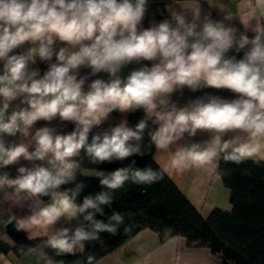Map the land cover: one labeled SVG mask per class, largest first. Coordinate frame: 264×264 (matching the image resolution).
<instances>
[{
    "label": "clouds",
    "instance_id": "9594fccd",
    "mask_svg": "<svg viewBox=\"0 0 264 264\" xmlns=\"http://www.w3.org/2000/svg\"><path fill=\"white\" fill-rule=\"evenodd\" d=\"M207 3L223 13L222 19L202 14L200 0H175L181 11L173 7L169 18L153 19L143 28L149 0H0V169L21 158L33 163L19 167L15 178L0 174V190L10 187L30 201V215L14 216L17 231L31 239L30 227L41 225L49 236L45 247L58 255L83 254L86 242L100 241L101 233L115 235L134 214L113 211L107 222L96 214H105L103 206L113 203V192L126 182L150 185L162 178L160 173L151 166L133 167L135 161L111 172L97 171L107 190L85 196L82 203L77 198L83 183L64 190L61 186L76 181L82 151L95 165L144 156L146 131L158 152L171 150L175 167L214 166L221 157L237 164L253 157L264 160V0H241L236 15L217 0ZM237 18L242 32L233 23ZM26 44L35 47L13 54ZM233 50L243 51V57L229 56ZM37 59L49 62L42 76L31 67ZM141 60L155 63L121 77L123 67ZM81 68L91 71L81 76ZM101 72L109 80L95 79L85 91L86 81ZM185 87L192 92L228 89L239 98L206 94L181 107L172 95H183ZM14 101L19 103L13 108ZM141 108L144 117L134 127L122 119L89 142L92 129L108 121L113 111ZM57 117L74 122V131L59 134L45 126L33 135L37 121ZM149 121L156 127L150 128ZM198 132L211 133V138L190 142ZM18 134L19 142L6 140ZM181 141L186 143L179 146ZM25 202L17 205L24 207ZM80 217L83 221L74 230L56 227L61 218L70 224ZM132 227L126 225L125 233ZM170 232L166 228L165 236ZM86 264H96L95 256L88 255Z\"/></svg>",
    "mask_w": 264,
    "mask_h": 264
},
{
    "label": "trees",
    "instance_id": "16d2710c",
    "mask_svg": "<svg viewBox=\"0 0 264 264\" xmlns=\"http://www.w3.org/2000/svg\"><path fill=\"white\" fill-rule=\"evenodd\" d=\"M171 0H149L148 11L142 22L148 28L150 22L168 17ZM144 117V110L137 109L129 113V126L134 127ZM150 128L156 126L149 123ZM75 125L71 126V132ZM94 133L89 134V142ZM141 148L146 151L144 156L133 155L122 161L92 164L82 151L77 158L80 168L76 181L61 186L63 189L75 187V183H83L84 190L77 198L82 203L85 196L106 191L100 179L84 177L83 170L111 172L119 168L133 167L151 168L161 174L162 178L152 184H135L131 181L113 192V203L104 207V215L96 214V219L107 222L113 211L131 212L134 219L118 226L115 235L104 232L100 241L86 242L85 251L80 255H56L55 264H86L88 255H94L97 262L125 242L132 239L144 229L158 233L162 242L174 237H183L191 246L207 247L214 255L221 257L223 264H264V161L244 160L242 163L225 162L222 157L216 174L230 190L232 210L224 212L214 210L204 218L190 203L185 195L175 186L153 159L156 148L151 144L148 132H145ZM33 150V149H31ZM48 200L49 197H42ZM82 218V217H81ZM83 219V218H82ZM131 223L132 230L125 233L124 228ZM171 232L165 236V229ZM7 234L14 240L10 246L0 237V254L14 253L23 256L31 248L42 243L43 239L28 241L22 231H17L15 224L8 227Z\"/></svg>",
    "mask_w": 264,
    "mask_h": 264
},
{
    "label": "crops",
    "instance_id": "0c3cea01",
    "mask_svg": "<svg viewBox=\"0 0 264 264\" xmlns=\"http://www.w3.org/2000/svg\"><path fill=\"white\" fill-rule=\"evenodd\" d=\"M200 2L202 14H208L210 12L212 19H222L223 13H221L219 9L210 8L207 0H200ZM217 2L225 6V8L231 11L234 15L238 14L240 11L238 6L240 5L241 0H217ZM173 7H175L177 11H181L180 6L175 4V0H171V5L169 6L168 11L171 12ZM169 12L167 18L170 16ZM188 19L191 20L190 14H188ZM160 21L162 20L156 22ZM233 23L241 32L244 31L243 25L238 18L233 21ZM148 27H150V24ZM248 34L249 36L252 35L251 32ZM57 43L58 46H63L59 45V42ZM28 47H35V45L26 44L20 49L14 50V53L24 51ZM228 55H234L233 51H230ZM55 59L56 58L53 57L52 62H55ZM237 59L239 58L237 57ZM153 63L155 62L147 60H141L139 62L134 61L131 64L123 67L120 75L122 78H126L131 71L139 70L144 66L151 67ZM48 64L49 62H43L37 59L36 65H31V67L39 68L42 76L44 72L47 71ZM2 66L3 62H0V69H2ZM90 71L91 70L88 68H81L80 75H88ZM95 79H103L108 81L109 74L101 72L96 76H91L90 79L86 81L85 91L88 90V84H90ZM206 94L210 96H218L227 100L239 98V94L228 89L204 88L196 92H192L190 89L185 87L183 89V95H181L180 91H177L172 95V100L179 106L183 107L190 101L204 97ZM18 103L19 101H14L12 107L14 108ZM129 113L130 112L121 113L118 110L113 111L110 113L108 121L99 127H94L90 133H102L110 127L116 126L122 119H127L128 121ZM149 123L152 124L151 121H149ZM73 124L74 122L71 121L62 122L59 117L51 122L44 120L37 121L33 129V135L35 129L45 126L55 128L59 134H68L71 133V126ZM231 135L232 134H229L228 136L221 137L220 139L221 141L223 139H228ZM210 138L211 133L198 132L195 138L189 139L190 142H203L209 140ZM6 140L9 143L19 142L20 137L18 134L16 137H6ZM185 143V141H181L179 146H183ZM175 147L176 146L174 145L173 150ZM155 156V162L204 218H207L214 210H221L224 212H230L232 210L230 203L231 192L224 185L222 179L216 174L219 160L218 162H215L214 166L207 165L203 167H175L172 164L171 150H161L158 152L156 149ZM258 159V157H253L245 160L256 162ZM263 161L264 160H259V162ZM35 163L41 162L37 161ZM21 166L32 167L33 163L21 158L19 163L0 169V174L7 172L9 173L10 178H15L18 174L17 169ZM164 169H167V171H164ZM96 172L97 171L95 170H83L81 173H84V175H82L87 178H98L95 176ZM61 189L64 190L62 187ZM26 200V193H21L20 196L17 197L14 194L13 189L10 187H5L3 190H0V237L10 246H14V240L8 236L7 230L11 224H15L14 216L19 218L30 215L28 210V204L30 201L25 202ZM48 200L45 201L47 202ZM24 202V207L17 205L23 204ZM82 221L83 219L80 217L79 220L74 219L70 224H68L65 222V218H61L56 227H70L74 230L75 227L78 226ZM22 232L28 241L38 239H43L45 241L49 238L48 235H45L41 231V225H33L30 227L32 236L31 239L28 238L29 234L27 232ZM44 241L38 246L31 248L23 256H17L14 253H10L8 255L0 254V264H48L49 260L53 261L54 257L58 254L50 247H45ZM80 254L81 253H77L75 255ZM97 264H223V262L220 256L214 255L207 247L191 246L183 237H174L168 241L162 242L157 232L151 229H144L132 239L101 258Z\"/></svg>",
    "mask_w": 264,
    "mask_h": 264
},
{
    "label": "built area",
    "instance_id": "2783aa9c",
    "mask_svg": "<svg viewBox=\"0 0 264 264\" xmlns=\"http://www.w3.org/2000/svg\"><path fill=\"white\" fill-rule=\"evenodd\" d=\"M251 36V35H250ZM19 52H23V51H19ZM19 52H16V53H19ZM14 53V54H16ZM233 53L234 55H236L239 59L243 57V51H241L240 53H236L234 50H233Z\"/></svg>",
    "mask_w": 264,
    "mask_h": 264
}]
</instances>
